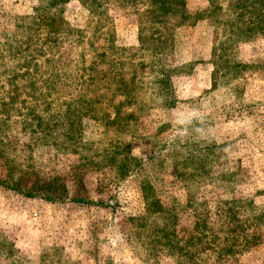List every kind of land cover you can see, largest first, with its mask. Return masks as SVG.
Segmentation results:
<instances>
[{
	"label": "rangeland",
	"instance_id": "374dc122",
	"mask_svg": "<svg viewBox=\"0 0 264 264\" xmlns=\"http://www.w3.org/2000/svg\"><path fill=\"white\" fill-rule=\"evenodd\" d=\"M153 3L0 0V264H264V0Z\"/></svg>",
	"mask_w": 264,
	"mask_h": 264
},
{
	"label": "trees",
	"instance_id": "16d2710c",
	"mask_svg": "<svg viewBox=\"0 0 264 264\" xmlns=\"http://www.w3.org/2000/svg\"><path fill=\"white\" fill-rule=\"evenodd\" d=\"M150 7H153V8L146 10V12L144 13V16L146 14L149 17L150 16L154 17V21H155V23H157L155 25L159 24V30L165 29L166 33H167L168 22L166 21V18H167L166 16L170 15L173 11L179 12V9L177 6V0H154V3L152 5H150ZM52 21H50L49 24H47V25L53 26L54 22H52ZM159 30H158V32L160 34H162ZM161 37H162V39L164 38L165 41L169 42L170 36L168 37V40H167V38H165L163 36V34L161 35ZM117 115H118V113H117ZM7 177H8V179L2 180L1 185L5 186L8 189H12V190L16 191L17 193L23 195L24 197L40 198V199H43V200L48 201V202H63V201H65V199L68 198L67 197L68 190H67L66 186L61 183V181H58V180H56V181L55 180H49V181L48 180H46V181L37 180L36 182H33L31 185L26 184L22 187V184L19 182L20 180L14 181L12 176H10V175L6 176L5 178H7ZM144 185L145 184H143L141 187L146 186V185L145 186ZM144 190H145V188H143V192H144ZM149 190H151V189L149 188ZM82 201L83 200H77V202H82ZM148 207L152 208V211H154V212H159L162 210L161 204L159 203V201H157L155 199V197L149 196V206ZM133 220H135V219H133ZM136 222L139 223L138 221H136ZM208 225H210V224L207 223V227H208ZM221 228L224 229V231L227 230L225 233H227V234L231 233L230 229L227 228L226 226L221 227ZM231 238L226 239L227 242L232 241ZM247 239L245 240V244L246 245H252V243L254 241H250ZM253 239L256 240V238H253ZM216 241H217V238L213 237V234L210 235L209 237L207 236V249L209 247H214L215 249L218 250L219 256L221 258H224V251H226L224 249V244L220 247L215 246Z\"/></svg>",
	"mask_w": 264,
	"mask_h": 264
}]
</instances>
